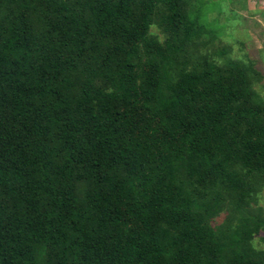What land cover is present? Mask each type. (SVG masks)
I'll use <instances>...</instances> for the list:
<instances>
[{
  "label": "trees",
  "instance_id": "trees-1",
  "mask_svg": "<svg viewBox=\"0 0 264 264\" xmlns=\"http://www.w3.org/2000/svg\"><path fill=\"white\" fill-rule=\"evenodd\" d=\"M220 2L0 0V264H264L262 76Z\"/></svg>",
  "mask_w": 264,
  "mask_h": 264
},
{
  "label": "rangeland",
  "instance_id": "rangeland-1",
  "mask_svg": "<svg viewBox=\"0 0 264 264\" xmlns=\"http://www.w3.org/2000/svg\"><path fill=\"white\" fill-rule=\"evenodd\" d=\"M215 1L218 3L222 1L223 13H220L219 17L227 26L226 34L220 38L217 46L219 49L222 47L231 49L229 56L233 59L245 62L250 58L255 61L256 68L262 76V82L257 88L260 96L264 98V0ZM214 15L210 13L212 19ZM152 32L159 35L157 28H153ZM229 56L227 57L230 58ZM259 200L260 208L264 211V189ZM256 245L259 250L264 251V242L260 238H257Z\"/></svg>",
  "mask_w": 264,
  "mask_h": 264
}]
</instances>
